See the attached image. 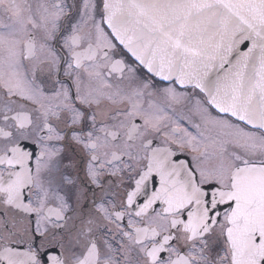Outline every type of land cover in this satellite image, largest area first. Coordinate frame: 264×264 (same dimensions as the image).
I'll return each instance as SVG.
<instances>
[{"label": "snow or ice", "instance_id": "1", "mask_svg": "<svg viewBox=\"0 0 264 264\" xmlns=\"http://www.w3.org/2000/svg\"><path fill=\"white\" fill-rule=\"evenodd\" d=\"M0 264H264V0H0Z\"/></svg>", "mask_w": 264, "mask_h": 264}]
</instances>
